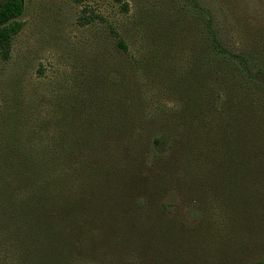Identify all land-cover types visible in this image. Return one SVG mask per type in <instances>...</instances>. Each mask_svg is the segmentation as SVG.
<instances>
[{"label":"trees","instance_id":"1","mask_svg":"<svg viewBox=\"0 0 264 264\" xmlns=\"http://www.w3.org/2000/svg\"><path fill=\"white\" fill-rule=\"evenodd\" d=\"M190 1L201 29L192 62L199 87L182 119L157 123L159 135H140L153 125L147 117H122L134 89L127 83L120 98L107 73L85 77L62 129L0 120V264H201L200 252L216 246L207 242L208 204L233 193L248 213L261 205L264 67L227 48L211 11ZM24 10L22 0L0 3L6 58Z\"/></svg>","mask_w":264,"mask_h":264},{"label":"rangeland","instance_id":"2","mask_svg":"<svg viewBox=\"0 0 264 264\" xmlns=\"http://www.w3.org/2000/svg\"><path fill=\"white\" fill-rule=\"evenodd\" d=\"M196 1L211 11L227 48L252 53L264 67V0ZM125 2L127 13L115 0H85L82 5L70 0H24V13L16 20L22 30L12 39L7 58L0 48V120L13 119L26 128L38 121L48 123L50 133L62 129L85 77L99 78L100 73H107L110 82L117 76L115 92L120 98L127 83L134 89V107L122 117L136 123L145 117L151 120L153 125L140 131L141 136L159 135L160 121L182 119L186 97L195 94L200 73L192 63L201 43L192 2ZM112 29L128 53L117 47ZM127 71L128 81L122 79ZM185 118L189 120L188 113ZM259 185L256 197L261 205L247 206L249 213L239 208L233 193L224 201H204H213L205 207V216L214 231L207 242L212 246L213 240L216 246L200 252L201 264L264 260V184ZM251 198L247 194L245 199Z\"/></svg>","mask_w":264,"mask_h":264},{"label":"water","instance_id":"3","mask_svg":"<svg viewBox=\"0 0 264 264\" xmlns=\"http://www.w3.org/2000/svg\"><path fill=\"white\" fill-rule=\"evenodd\" d=\"M24 2V0H22Z\"/></svg>","mask_w":264,"mask_h":264}]
</instances>
